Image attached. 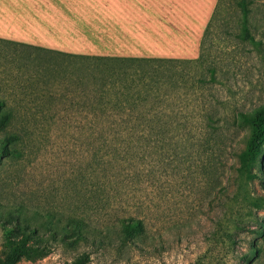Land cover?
<instances>
[{"label":"rangeland","instance_id":"374dc122","mask_svg":"<svg viewBox=\"0 0 264 264\" xmlns=\"http://www.w3.org/2000/svg\"><path fill=\"white\" fill-rule=\"evenodd\" d=\"M219 2L202 56L174 43L160 57L180 61L132 68L127 93L0 41L1 134L23 136L0 155V258L30 226L46 253L15 264H264V152L239 158L264 107V0Z\"/></svg>","mask_w":264,"mask_h":264},{"label":"crops","instance_id":"0c3cea01","mask_svg":"<svg viewBox=\"0 0 264 264\" xmlns=\"http://www.w3.org/2000/svg\"><path fill=\"white\" fill-rule=\"evenodd\" d=\"M168 1L0 0V38L75 54L201 53L218 0Z\"/></svg>","mask_w":264,"mask_h":264},{"label":"trees","instance_id":"16d2710c","mask_svg":"<svg viewBox=\"0 0 264 264\" xmlns=\"http://www.w3.org/2000/svg\"><path fill=\"white\" fill-rule=\"evenodd\" d=\"M220 0H218L216 7L214 9V12L212 14V17L210 19V22L208 26L206 27V30L204 32L203 40H202V49H201V56L203 55V45H204V38L206 36L207 31L209 30L215 14L218 9V5ZM0 41L10 44H16V45H23L24 47H30L34 49L42 50L49 54H57L56 56H59L60 65L65 64L61 62L69 61L67 68L72 66H76L80 69H83L82 73H85L84 71H87V69H93V70H99L102 72H105L106 74H109L112 76L113 79H117L115 81H119L118 83L121 85V88L124 89L123 93L129 92V90L133 89L134 84H127L126 81L128 76H133L132 68L137 67V71H141L145 73L146 75L152 77L153 72L150 73V69L155 66H161L164 62L169 60H179V58H169V57H160V56H114V55H92V54H75V53H67L64 51L49 49L41 46H36L32 44H27L23 42H18L15 40H8V39H2L0 38ZM200 56V58H201ZM57 58V59H59ZM197 58V59H200ZM196 59V60H197ZM135 65V66H134ZM162 69V68H161ZM67 71V69H65ZM120 72V74H119ZM118 73V74H116ZM159 73V72H158ZM57 74V75H56ZM64 76V73H55L52 76ZM66 76V75H65ZM74 81L77 80L81 83V81L85 82V77L83 75H78L76 77L69 76ZM107 77V76H106ZM112 81V80H110ZM108 81V82H110ZM83 82V83H84ZM106 82V84H108ZM105 83V82H104ZM118 83H115L114 81L110 82L109 84L113 87L117 86ZM99 89L95 88V92L97 93ZM4 105H6L5 99L0 98V155L11 154V145L18 140H22V135L18 133H10V134H1L3 131H7L9 127L13 125L15 115L13 113L12 108L10 109H3ZM251 123H252V132L249 136L246 147L239 153V158L241 161L240 167L242 169L250 170L255 163L256 159L261 155L264 151L261 149V142L264 140V107H262L260 110H258L256 116H247ZM254 172H250V175H253ZM133 218H127L122 220V224L127 226L128 229H132L135 227H138L140 223V220H130ZM127 220V221H126ZM19 221V220H18ZM32 231H36L35 227L28 226L26 228L25 233L20 237L17 243L12 244L10 248L5 252L4 257L0 258V264H15L18 260H20L22 257H30L34 258L37 256H42L46 253V250L43 247L32 245L30 240V233ZM87 261L86 256L78 257L72 261L65 262L64 264H85ZM194 264H203L199 261L195 262Z\"/></svg>","mask_w":264,"mask_h":264}]
</instances>
